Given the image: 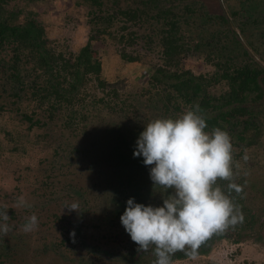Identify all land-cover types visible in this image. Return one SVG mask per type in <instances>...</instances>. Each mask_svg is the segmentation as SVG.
Listing matches in <instances>:
<instances>
[{
    "label": "trees",
    "instance_id": "1",
    "mask_svg": "<svg viewBox=\"0 0 264 264\" xmlns=\"http://www.w3.org/2000/svg\"><path fill=\"white\" fill-rule=\"evenodd\" d=\"M197 105L206 132L231 137L234 177L217 185L243 221L195 256L214 236L264 245V168L244 152L264 148V0H0V264H154L120 217L174 189L153 183L136 141Z\"/></svg>",
    "mask_w": 264,
    "mask_h": 264
},
{
    "label": "clouds",
    "instance_id": "2",
    "mask_svg": "<svg viewBox=\"0 0 264 264\" xmlns=\"http://www.w3.org/2000/svg\"><path fill=\"white\" fill-rule=\"evenodd\" d=\"M199 106L187 110L178 118L150 121L136 141L134 157H143L155 185L174 189L163 200L162 207L145 206L127 201L120 221L131 240L147 252L154 246V264H174L177 251L195 256L201 244L214 233L243 221V215L217 181H232L233 145L226 131L215 128L206 132L205 119L198 114ZM247 159V157H245ZM229 193L242 192L234 182L228 184ZM15 207H30L23 196ZM70 210L78 205L71 204ZM8 211H0V233L12 230ZM39 226L38 217L31 215L22 225L29 233Z\"/></svg>",
    "mask_w": 264,
    "mask_h": 264
},
{
    "label": "rangeland",
    "instance_id": "3",
    "mask_svg": "<svg viewBox=\"0 0 264 264\" xmlns=\"http://www.w3.org/2000/svg\"><path fill=\"white\" fill-rule=\"evenodd\" d=\"M216 4H213L214 9ZM191 63V62H190ZM192 64V63H191ZM194 71H203L204 67L201 62L196 61L194 63ZM140 75V80L144 81L147 73L140 72L139 68L131 67L129 70ZM252 149L245 150V157H247L246 164L254 167L255 164L264 168V148L258 152ZM251 159H254V163ZM83 178V179H81ZM78 183H81L85 187L86 178L79 177ZM80 185V184H79ZM64 210V208H63ZM225 229L223 233H228ZM228 237V236H227ZM211 247L207 250L206 254L197 255L194 257H187L181 260L174 261V264H264V245L263 241L259 240H247L244 242L233 243L227 238L213 237ZM233 240V239H232Z\"/></svg>",
    "mask_w": 264,
    "mask_h": 264
}]
</instances>
